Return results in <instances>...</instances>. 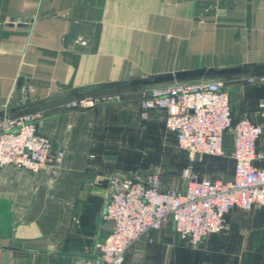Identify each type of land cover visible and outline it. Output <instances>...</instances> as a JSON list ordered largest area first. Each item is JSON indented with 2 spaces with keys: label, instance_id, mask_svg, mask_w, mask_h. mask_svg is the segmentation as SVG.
Instances as JSON below:
<instances>
[{
  "label": "crops",
  "instance_id": "1",
  "mask_svg": "<svg viewBox=\"0 0 264 264\" xmlns=\"http://www.w3.org/2000/svg\"><path fill=\"white\" fill-rule=\"evenodd\" d=\"M245 65H264V0H0V112H41L39 132L64 153L56 177L0 169V264H89L97 257L114 228L102 217L113 171L109 131L122 129L118 135L133 141L166 130L163 111L140 118L146 87L131 80ZM245 76L227 78L244 84ZM103 94H120L125 103L66 108ZM231 100L234 122H262L264 87L247 85ZM226 140L230 154L232 137ZM151 237L124 264H264V209H235L227 229L197 248L181 241L172 222Z\"/></svg>",
  "mask_w": 264,
  "mask_h": 264
},
{
  "label": "built area",
  "instance_id": "2",
  "mask_svg": "<svg viewBox=\"0 0 264 264\" xmlns=\"http://www.w3.org/2000/svg\"><path fill=\"white\" fill-rule=\"evenodd\" d=\"M248 86L264 87V73L243 78ZM124 96L103 94L75 99L66 108L86 112L106 105H123ZM140 118L165 112L168 133L176 145L195 156H226V135L232 137V179L198 177L186 170L182 189L162 188L160 175L128 173L107 178L108 197L103 220L112 233L97 245L100 254L89 264H124L128 251L140 240L172 222L182 242L199 247L210 235L227 229L235 209H264V100L258 103L261 123L248 118L234 122L231 92L223 79L196 80L144 88ZM41 112L0 118V169L14 166L33 174L57 176L56 163L64 153L53 152L51 140L38 130Z\"/></svg>",
  "mask_w": 264,
  "mask_h": 264
},
{
  "label": "rangeland",
  "instance_id": "3",
  "mask_svg": "<svg viewBox=\"0 0 264 264\" xmlns=\"http://www.w3.org/2000/svg\"><path fill=\"white\" fill-rule=\"evenodd\" d=\"M225 81L231 94L247 87L241 78H226ZM116 122L121 123L119 120ZM109 132V139L112 141L109 149L113 152V158L109 160L113 171L109 176L122 173L157 172L162 181V188L182 189L187 184L184 175L186 170L195 176L210 179H225L232 174L231 153L227 152L226 156L218 158L203 156L200 160H196L199 156H195L192 160L188 152L178 148L175 141L167 137L166 130L162 127L150 130L143 137L138 135L133 141H127L118 135L123 132L122 129L121 132L118 129H112ZM240 211L244 214L253 212Z\"/></svg>",
  "mask_w": 264,
  "mask_h": 264
},
{
  "label": "water",
  "instance_id": "4",
  "mask_svg": "<svg viewBox=\"0 0 264 264\" xmlns=\"http://www.w3.org/2000/svg\"><path fill=\"white\" fill-rule=\"evenodd\" d=\"M261 72H264V65H245L243 67L229 69L200 68L195 70L167 73L143 79H133L130 81V86L150 87L162 84L190 82L196 80L224 79L231 76L249 75L251 73ZM4 116H6V112H0V118H3ZM99 254L100 251L98 249L96 251V255L99 256Z\"/></svg>",
  "mask_w": 264,
  "mask_h": 264
},
{
  "label": "trees",
  "instance_id": "5",
  "mask_svg": "<svg viewBox=\"0 0 264 264\" xmlns=\"http://www.w3.org/2000/svg\"><path fill=\"white\" fill-rule=\"evenodd\" d=\"M209 157H210V156H209ZM233 211H234V210H233ZM233 211H232V212H233ZM232 212H231V213H232ZM227 217H228V216H227Z\"/></svg>",
  "mask_w": 264,
  "mask_h": 264
}]
</instances>
